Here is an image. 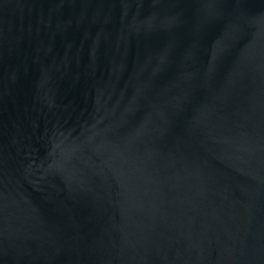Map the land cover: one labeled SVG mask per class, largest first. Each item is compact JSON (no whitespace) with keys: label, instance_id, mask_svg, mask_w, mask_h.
I'll return each mask as SVG.
<instances>
[{"label":"water","instance_id":"water-1","mask_svg":"<svg viewBox=\"0 0 264 264\" xmlns=\"http://www.w3.org/2000/svg\"><path fill=\"white\" fill-rule=\"evenodd\" d=\"M0 264H264V0H0Z\"/></svg>","mask_w":264,"mask_h":264}]
</instances>
